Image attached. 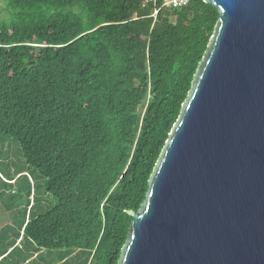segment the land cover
<instances>
[{"label":"trees","instance_id":"1","mask_svg":"<svg viewBox=\"0 0 264 264\" xmlns=\"http://www.w3.org/2000/svg\"><path fill=\"white\" fill-rule=\"evenodd\" d=\"M3 1L0 264H119L218 9Z\"/></svg>","mask_w":264,"mask_h":264},{"label":"water","instance_id":"2","mask_svg":"<svg viewBox=\"0 0 264 264\" xmlns=\"http://www.w3.org/2000/svg\"><path fill=\"white\" fill-rule=\"evenodd\" d=\"M220 18L119 264H264V0Z\"/></svg>","mask_w":264,"mask_h":264},{"label":"built area","instance_id":"3","mask_svg":"<svg viewBox=\"0 0 264 264\" xmlns=\"http://www.w3.org/2000/svg\"><path fill=\"white\" fill-rule=\"evenodd\" d=\"M192 0H146L145 5L150 4H158L159 2L162 3L163 7L166 8H173V9H182L191 4ZM157 12L155 13V15Z\"/></svg>","mask_w":264,"mask_h":264},{"label":"rangeland","instance_id":"4","mask_svg":"<svg viewBox=\"0 0 264 264\" xmlns=\"http://www.w3.org/2000/svg\"><path fill=\"white\" fill-rule=\"evenodd\" d=\"M8 16L9 14L6 9V4L3 0H0V20H5Z\"/></svg>","mask_w":264,"mask_h":264}]
</instances>
